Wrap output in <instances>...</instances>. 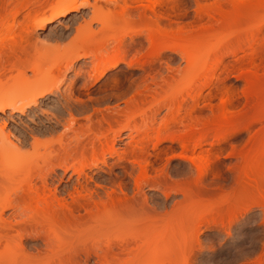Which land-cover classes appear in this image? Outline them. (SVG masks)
I'll use <instances>...</instances> for the list:
<instances>
[{
    "label": "rangeland",
    "instance_id": "374dc122",
    "mask_svg": "<svg viewBox=\"0 0 264 264\" xmlns=\"http://www.w3.org/2000/svg\"><path fill=\"white\" fill-rule=\"evenodd\" d=\"M10 1L4 0L6 4ZM77 1H89L96 7L86 6L44 30H35L34 25L51 10L46 0H40L22 12L9 33L8 29L1 30L0 93L17 95L20 106L27 102L29 91L40 81H58L60 87L24 114L11 110L0 112V126L27 142L23 149V153H27L26 162L41 165L45 157H52V163L56 164L54 152L60 148L58 139L63 135L64 125L71 123L68 120L72 116L77 117L76 133L85 146L64 155L67 172L56 169L53 174L54 186L63 190L68 201L65 190L79 186L102 194L121 188L132 194L142 187L149 196H154L151 206L156 209L157 217H146L137 207L127 208V221L108 230H102L96 226L95 219H90L80 227L81 248L95 249L103 243L134 238L140 243L176 226V236L187 238L191 243L189 264H264V181L260 186L261 181L257 184L245 177L251 164L250 154L256 147L255 139L264 134V121L245 129V119L255 112L257 105L255 100L248 101L243 93L248 85L244 75L255 68L264 85V15L260 16L262 29L254 46L256 53L247 43L242 47L229 45L212 59L214 63L215 59H222L215 75H209L212 79H206V82L210 80V86L204 94L212 100L213 107L199 104L190 122L199 131L204 123L226 113L236 119V127L230 128L233 131L224 141L220 140L223 134L211 133L202 147L184 150L179 142H171L163 134L172 120L164 104L172 94L186 95L187 92L183 78L188 63L180 48L181 39L190 33L217 28L208 14L219 6L230 10L228 0H172L166 6H171L168 9L159 7L156 4L159 0H120L117 5L105 0ZM152 3L156 10H168L170 14L158 27L138 12L146 8L150 15L148 7ZM9 24L12 25V21ZM157 29L169 34L166 46L173 47L161 58L160 73L156 76L160 87H155L143 70L127 65L149 54L150 33ZM223 36L217 32L211 42L216 43ZM27 44L31 47L23 52ZM75 53H86L87 59L76 60L74 68L66 72L65 62ZM114 55L122 57L125 63L108 72L90 90L84 89L89 73L96 74V57ZM80 68L83 75L72 85ZM148 86L152 90L146 91ZM71 91L74 99L70 98ZM223 99L229 104L226 110ZM187 101L185 105L192 104V100ZM160 106L163 107L161 113L152 123L151 113ZM106 108L121 113L112 114L110 118L94 114V109L105 113ZM186 111H190V107L183 109L182 114ZM189 129L183 125L173 136ZM33 136L42 141L37 149L32 146ZM157 136L161 142L155 145ZM62 143H70L68 136L63 137ZM201 166L206 170L204 174L200 172ZM60 178L63 179L61 186ZM185 188L198 193L199 200L210 207V211L205 212L185 199L182 193ZM165 191H171L168 200ZM177 202L180 204L176 206ZM5 205L6 202H0V235L10 223L14 229L9 231V243L0 241V260L8 258L10 248L20 239L26 252L34 253V245L39 242L33 239L32 225L21 223L30 218L31 212L18 207L13 214L11 208L3 209ZM58 210L56 207L55 211ZM186 214L191 218L190 223L180 225ZM203 218L214 219L215 223L202 224L201 232L196 235L194 224ZM59 222L61 229L57 232L63 236L71 228L62 218ZM134 259V255L129 256L128 263ZM19 262L25 264L22 260Z\"/></svg>",
    "mask_w": 264,
    "mask_h": 264
},
{
    "label": "bare ground",
    "instance_id": "6f19581e",
    "mask_svg": "<svg viewBox=\"0 0 264 264\" xmlns=\"http://www.w3.org/2000/svg\"><path fill=\"white\" fill-rule=\"evenodd\" d=\"M105 1L117 5L120 0ZM170 1L172 0H159L156 4L161 8L168 9L171 6H166ZM39 2L40 0H12L10 4H6L4 0H0V32L5 28L8 29L9 33L16 26L22 12L29 10L30 7ZM46 2L51 7L50 13L48 16L44 15L45 17L34 25L35 30H44L59 19L71 13L79 12L81 8L83 9L86 6L96 7L95 4L92 5L89 1L78 3L77 0H46ZM227 2L229 6L231 5L230 10L219 6V8L208 14L214 20V24H217V28L212 27L198 33H190L184 37L182 36L181 39L180 48L183 50L188 63L183 78L184 90L187 91H185L187 96L182 93L172 94L164 104L171 112L172 120L166 125L163 134L169 137L171 142H179L184 150H189V148L195 150L196 147H202L211 133L223 134L220 140L224 141L228 139L230 132L233 131L230 128L234 129L236 127L234 125L236 119L226 113L222 116H215L209 122L204 123L199 131H196L190 124L193 120V113L199 104L204 103L206 106L213 107L212 100L204 94L210 86V80L206 82V79L208 77L212 79L222 60L219 57L215 59L214 63L213 58L221 52L222 48H227L226 46L229 45L242 47L243 44L247 43L250 48L256 50L254 46L258 42L257 36L262 29L260 16L264 15V0H228ZM148 10L150 15H147L146 8L142 11L138 9V12L148 17L156 27L159 26L161 20L170 18L168 10H165L166 12L158 11L154 3L148 7ZM10 21H12V25L9 24ZM217 32L224 34V36L218 42L212 43L211 39ZM168 37V33L159 29L151 32L149 37L151 51L149 54L139 61L127 63L130 68L143 70L146 76L152 79V84L155 87L161 86L156 81V76L160 73L162 55L165 51L173 49L172 46H166ZM29 47H31V44L23 47V52L28 51ZM96 58L97 64L94 69L96 74L89 73V79L84 84L86 90H90L108 72L117 69L124 62L122 57L115 55ZM79 59L86 60L87 54L75 53L71 55L65 62V71L72 70L74 62ZM83 72L82 68L77 71L75 78L72 80V85L78 82ZM211 74L212 77L209 76ZM244 76L248 84L243 92L244 96L248 101L255 100L257 105H255V112H252L253 114H250L251 116L247 117V120L245 119L246 129L252 127L254 123L264 121V85H262L261 76L256 68ZM166 84L168 85V81ZM59 87L58 81H40L34 89L29 91V96L26 98L27 102L20 106L18 105L20 99L17 100L15 97L17 95L0 93V112L6 113L7 110H11L24 114L27 109L36 106L40 99L59 91ZM150 90L152 88L148 86L146 91ZM69 95L71 99H74L72 91ZM64 98L68 100L65 95ZM187 99L192 100V104L185 105L188 102ZM223 103L226 110L229 107L228 101L223 99ZM187 107H190V111L182 114V110L187 109ZM162 108L160 106L152 111L150 117L152 123L157 121ZM120 113L121 111L117 109L106 108L105 113L101 109H94V114H101L103 118H110V115ZM69 115L71 117L73 114ZM75 118L73 116L69 118L68 122L71 123L64 125L63 135L58 139L60 148L54 152L56 164L52 163V157H45L41 165L26 162L27 153H23V149L27 142L13 136L11 131H6L5 127L0 126V202H6L3 209L11 208L13 214L16 213L18 207L31 212L30 218L27 221H21V223L28 222L32 225L31 234L33 239L39 242L34 245V253H27L21 239L18 242L16 241L14 248H10L8 258L0 260V264H20L19 260H22L25 264H189L192 256L191 243L187 238L179 239L176 236V226L163 233L155 234L140 243L134 238L117 243H103L95 249L81 248L80 227L90 219H95L96 226L102 230H108L119 227L127 221L128 216L125 211L127 208L137 207L146 217H157L158 213L151 206L154 196H149L142 187H138L132 194L122 188L118 190L110 189L102 194L98 190L87 189L84 186L73 187L65 190L68 194V201L63 196V190L57 185L54 186L53 174L56 169L63 170L64 173L68 170V166L64 164V155L70 154V152L75 153L78 148L85 146V142L81 141L76 133L75 123L77 124L78 120L77 117ZM162 119H164L163 126H165L166 118L163 117ZM90 120L91 116L88 118V121ZM183 125L190 129L182 135L173 136L180 131ZM242 127L240 128L243 129ZM237 128L239 127L237 126ZM67 136L70 143L65 145L62 140L63 137ZM220 140L218 141L221 142ZM160 142L161 139H158L157 136L155 145ZM41 143L42 141L39 138L33 136L32 146L34 149H37ZM255 143L254 155L253 153L250 154L249 162L251 164L249 163L250 165L246 169L245 177L257 184L261 181V184H259L261 186L264 181V134L257 137ZM199 169L203 174L206 171L203 166ZM62 181L63 179L60 178V186ZM156 185L153 187L155 190L157 189ZM163 193L165 199L168 200L171 191ZM182 193L185 199H190L193 202V206H199L205 212L210 211V207L199 200L200 196L192 188H185ZM179 204L180 202H177L176 206ZM56 207H59L58 211H55ZM82 212L84 213L82 214ZM0 217L2 218V214ZM61 218L71 228V230L67 229L63 236H60L57 232L58 228L61 229L59 222ZM183 219L180 225L190 223L189 214H186ZM210 223H215V220L203 218L201 222L194 224L196 235L201 232L200 226L202 224ZM5 228V233L0 235V241L4 240L9 243V231L14 229V225L10 223ZM131 255H134L135 259L128 263V258Z\"/></svg>",
    "mask_w": 264,
    "mask_h": 264
}]
</instances>
